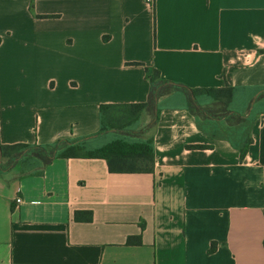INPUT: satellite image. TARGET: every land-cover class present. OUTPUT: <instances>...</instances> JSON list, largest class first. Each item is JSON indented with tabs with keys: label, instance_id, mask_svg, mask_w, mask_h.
Masks as SVG:
<instances>
[{
	"label": "crops",
	"instance_id": "1",
	"mask_svg": "<svg viewBox=\"0 0 264 264\" xmlns=\"http://www.w3.org/2000/svg\"><path fill=\"white\" fill-rule=\"evenodd\" d=\"M146 67L192 88L264 86V0H0V142L96 134L102 104L148 99ZM204 128L161 110L150 172L68 157L0 174V264H264V112L244 159Z\"/></svg>",
	"mask_w": 264,
	"mask_h": 264
},
{
	"label": "trees",
	"instance_id": "2",
	"mask_svg": "<svg viewBox=\"0 0 264 264\" xmlns=\"http://www.w3.org/2000/svg\"><path fill=\"white\" fill-rule=\"evenodd\" d=\"M146 77L150 83L148 99L132 104H102L101 128L96 134L49 144L0 142V174L16 169L20 177L40 176L54 159L68 157L105 159L111 172H150L155 162L153 137L144 134L155 126L160 111L167 108L188 109L198 117L200 129L204 131V124L213 127L212 136L237 144L244 159L252 142L250 131L256 116L264 112V86L242 88L225 84L220 88H192L164 79L158 69L149 67ZM251 89L260 90L255 100L249 96ZM145 114L152 116L147 126L142 124ZM186 146L205 148L197 144ZM92 218L91 210L75 213L77 221Z\"/></svg>",
	"mask_w": 264,
	"mask_h": 264
},
{
	"label": "rangeland",
	"instance_id": "3",
	"mask_svg": "<svg viewBox=\"0 0 264 264\" xmlns=\"http://www.w3.org/2000/svg\"><path fill=\"white\" fill-rule=\"evenodd\" d=\"M152 122V116H150V115H144L143 116V119H142V124H143V126H147V124H150ZM150 127V126H149ZM152 129H153V127L150 129V131H148L146 134H144V135H148V136H150V134H151V132H152Z\"/></svg>",
	"mask_w": 264,
	"mask_h": 264
},
{
	"label": "built area",
	"instance_id": "4",
	"mask_svg": "<svg viewBox=\"0 0 264 264\" xmlns=\"http://www.w3.org/2000/svg\"><path fill=\"white\" fill-rule=\"evenodd\" d=\"M152 1H153V0H148V2H149L150 4H152ZM17 202L20 203V202H21V198H17Z\"/></svg>",
	"mask_w": 264,
	"mask_h": 264
}]
</instances>
